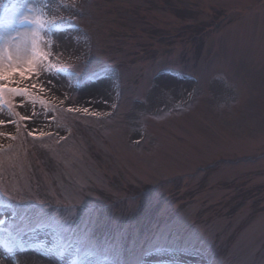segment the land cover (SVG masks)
<instances>
[{
    "label": "rangeland",
    "instance_id": "obj_1",
    "mask_svg": "<svg viewBox=\"0 0 264 264\" xmlns=\"http://www.w3.org/2000/svg\"><path fill=\"white\" fill-rule=\"evenodd\" d=\"M22 1L0 28L31 27ZM40 2L51 55L5 97L41 142L0 111V264H264V0Z\"/></svg>",
    "mask_w": 264,
    "mask_h": 264
},
{
    "label": "snow or ice",
    "instance_id": "obj_2",
    "mask_svg": "<svg viewBox=\"0 0 264 264\" xmlns=\"http://www.w3.org/2000/svg\"><path fill=\"white\" fill-rule=\"evenodd\" d=\"M34 12L33 8H28L27 13H22L17 18V23L21 27L31 26L26 31L17 30L15 34L10 31L6 35H0V111L3 110L6 93L12 97H26L29 94L27 88L9 87V84H16L13 78L16 76L22 80H31L33 76L39 78L41 71L45 70L43 64L51 55L47 51L50 45L44 33L49 30L47 26L55 24L56 21L44 20L43 13L35 15ZM32 87L35 88L36 85L33 84ZM41 89L43 90V85ZM20 119L30 121L31 117L21 116ZM8 122L0 120V126ZM35 132L34 129L29 135H34Z\"/></svg>",
    "mask_w": 264,
    "mask_h": 264
},
{
    "label": "bare ground",
    "instance_id": "obj_3",
    "mask_svg": "<svg viewBox=\"0 0 264 264\" xmlns=\"http://www.w3.org/2000/svg\"><path fill=\"white\" fill-rule=\"evenodd\" d=\"M36 1V2H35ZM35 1H33V0H25V2H28V3H30V4H33V6L36 8V10L38 11V12H40L41 10H44L43 8H44V5H43V3H41L40 2V0H35ZM25 2H20V3H18V5H17V7H16V9H14V11H13V13H12V16H11V18L12 19H16V18H18V16L20 15V14H22V13H27V10H26V8H25V5H26V3ZM40 2V3H39ZM33 8V7H32ZM38 12H34V14L35 15H37V13ZM13 25V24H12ZM12 25H6V26H1V28H0V30H1V32H2V34H7L8 32H15V27L13 28V26ZM28 28H24L21 32H23V31H26ZM42 72V71H41ZM42 74L40 73V75L39 76H41Z\"/></svg>",
    "mask_w": 264,
    "mask_h": 264
},
{
    "label": "trees",
    "instance_id": "obj_4",
    "mask_svg": "<svg viewBox=\"0 0 264 264\" xmlns=\"http://www.w3.org/2000/svg\"><path fill=\"white\" fill-rule=\"evenodd\" d=\"M30 141H31L32 143H38V142H36V141H34V140H32V139H30Z\"/></svg>",
    "mask_w": 264,
    "mask_h": 264
}]
</instances>
